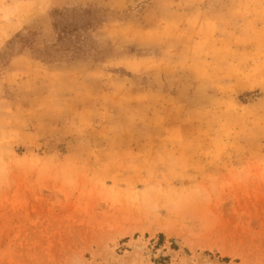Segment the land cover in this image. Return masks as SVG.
I'll return each mask as SVG.
<instances>
[{
    "label": "rangeland",
    "instance_id": "1",
    "mask_svg": "<svg viewBox=\"0 0 264 264\" xmlns=\"http://www.w3.org/2000/svg\"><path fill=\"white\" fill-rule=\"evenodd\" d=\"M0 264H264V0H0Z\"/></svg>",
    "mask_w": 264,
    "mask_h": 264
}]
</instances>
